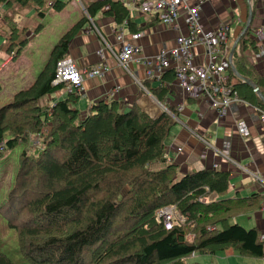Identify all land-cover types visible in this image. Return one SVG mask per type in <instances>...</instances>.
<instances>
[{
	"label": "trees",
	"instance_id": "trees-1",
	"mask_svg": "<svg viewBox=\"0 0 264 264\" xmlns=\"http://www.w3.org/2000/svg\"><path fill=\"white\" fill-rule=\"evenodd\" d=\"M69 1L0 0L5 20L0 24V50L7 58L22 55L29 41L28 27L19 21L24 9L45 16L52 8L62 11ZM83 3L86 11L54 46L33 82L0 106V157L7 160L5 156L19 145H30L37 152L30 154L28 148L21 152L0 206L19 244L16 257L0 243V264H211L187 258L230 248L243 256L264 257L257 227L228 222L260 208L261 193L226 197L231 172L215 167L177 177L178 165L166 156L167 140L178 122L177 107L153 117L136 103L125 109L112 98L82 110L76 106L81 93L69 90L65 83H53L57 64L68 57L72 39L91 22L97 23L99 15L117 25L126 20L132 33L143 28L122 0ZM246 25L239 35L234 65L264 94V75L246 55L250 47L257 50L250 36L253 24L244 31ZM174 78L175 71L169 69L160 83L148 79L143 84L165 103L169 88L163 83ZM234 87L242 99L264 110V101L250 84L236 78ZM61 90L67 92L65 98L47 102ZM168 205L185 217L172 229L157 219V211Z\"/></svg>",
	"mask_w": 264,
	"mask_h": 264
},
{
	"label": "crops",
	"instance_id": "crops-1",
	"mask_svg": "<svg viewBox=\"0 0 264 264\" xmlns=\"http://www.w3.org/2000/svg\"><path fill=\"white\" fill-rule=\"evenodd\" d=\"M196 1L189 0V4L193 5ZM251 4L255 9L251 22L252 31H254L264 26V0H257L255 7L254 0ZM250 7L248 0H210L202 5L201 22L206 29H217L223 19L230 18V35L236 40L243 26L246 25V21L248 22ZM2 11L4 10H0V15ZM130 12L138 26L143 27L141 31L132 33L128 22L123 27L117 25L111 18L99 15L97 23L88 24L70 42L68 57L74 60L79 70L85 72L95 67L104 70L102 76H84L82 97L76 106L85 110L90 103L115 98L121 101L125 109H129L136 103L153 117L171 106L177 107L178 122L166 143L168 161L178 165L177 177L180 178L184 173L193 170L215 167L231 172V187L226 197H249L254 193H261L260 181L253 175L258 170L264 171V119L258 113L257 107L248 102L239 103L227 116L220 117L206 103L201 100H190L185 97L180 88L168 85L167 83L171 82L167 81L163 84L169 88V93L165 103H162L143 84L149 79L143 60L147 56L158 54L162 49L173 47L175 38L179 34L188 33L184 20L185 10L181 8V16L176 28L162 23L156 16L142 14L138 8H131ZM0 20L5 23L1 16ZM114 27H121L124 30L123 42H130L140 47V51L135 53L129 62V67L143 85L127 72L115 57L114 51L120 50L122 41L118 40ZM138 33H142V36H134ZM256 46L257 50L253 47L248 48L247 56L258 72L264 75V57L260 59L255 57V52L264 48V39L256 41ZM0 54L2 59L0 71H3L11 57L7 58L3 50H0ZM195 60L200 62L203 56L198 55ZM156 81L153 80L152 84L156 85ZM66 96L67 92L61 90L49 97L47 102L53 104L52 98H65ZM236 120H244L249 125V136L240 135ZM197 134L205 137L211 146L200 140ZM225 139H230L232 142L231 157L233 160L224 159L213 149V147L222 148ZM178 147H181V150H177ZM204 150L207 151V156L202 159L201 154ZM240 165L246 170L241 169ZM236 221L241 222L240 224L246 228L257 227L262 232L264 230V210L260 207L255 211L247 212L246 215L230 219L228 222L232 224ZM222 252L224 253L221 256H217L219 252L213 254L215 257L210 259L211 262L215 264H222L220 262L223 264H264V257L243 256L232 248ZM200 255V258H206L209 254ZM214 259L217 260L214 261Z\"/></svg>",
	"mask_w": 264,
	"mask_h": 264
},
{
	"label": "built area",
	"instance_id": "built-area-1",
	"mask_svg": "<svg viewBox=\"0 0 264 264\" xmlns=\"http://www.w3.org/2000/svg\"><path fill=\"white\" fill-rule=\"evenodd\" d=\"M207 1L210 0H197L195 4L190 5L189 0H122L129 9L138 8L142 14L156 16L162 23L175 28L178 26L181 8H184V20L188 27V33L179 34L175 38L173 47L162 49L158 54L144 58L143 63L146 67L147 77L161 81L166 71L172 68L175 71V79L173 82L167 83L168 85L180 88L185 97L201 100L220 117H225L234 106L246 101L239 96L234 87L238 77L234 72L233 77L230 75V70L234 65V58L230 59V53L232 45L236 41L230 35L231 19L223 21L217 29H206L201 22V10L202 5ZM108 8L109 6L105 7V9ZM84 10L86 11L85 7ZM126 24L127 21L125 20L121 25L124 27ZM114 32L118 40L122 41L120 50L118 52L114 51L115 57L119 64L139 81L131 71L129 62L133 59L134 54L140 51V47L130 42H123L124 30L121 27H114ZM134 36L141 37L142 33ZM250 36L255 38L257 42L263 40L264 26L252 31ZM198 55L203 56V60L200 62L195 60ZM255 57L257 59L263 58L264 48L258 50ZM103 74L104 70L100 67L82 72L77 68L72 58L66 57L57 64L55 82L70 84L68 85L69 90H77L81 93L85 75L97 77ZM140 83L142 84V82ZM166 111L171 112L169 109H166ZM257 111L264 119V110L257 107ZM236 127L241 136L247 137L250 135V127L244 120H236ZM197 135L200 140L211 146L205 137ZM231 147V140L225 139L222 148L213 147V149L229 161L233 160ZM177 150H181V147H178ZM206 156L207 151L204 150L201 158L205 159ZM240 168L246 170L242 165H240ZM253 175L260 181L261 209L264 210V171L258 170ZM157 219L163 222L167 229H172L176 224L185 221V217L178 213L174 205L159 209ZM260 238L264 241V230L261 232Z\"/></svg>",
	"mask_w": 264,
	"mask_h": 264
},
{
	"label": "rangeland",
	"instance_id": "rangeland-1",
	"mask_svg": "<svg viewBox=\"0 0 264 264\" xmlns=\"http://www.w3.org/2000/svg\"><path fill=\"white\" fill-rule=\"evenodd\" d=\"M82 3L83 0H70L67 6H65V9H63L62 11H56L52 8L48 11V13H46L45 16H41L40 14H38L37 10L35 11V9H24L22 11L19 16V21L21 26L26 25L28 27L26 36L29 38V41L23 47L22 55L20 56V58L14 59L13 56H10L11 58L8 62V65L3 71H0V106H2V104H4L5 102L11 100L12 95L16 91L27 87L37 77V75L43 69L45 63L47 62L54 46L69 30V28L76 21H78L82 12H85V5L84 3ZM2 13L3 11L1 12L0 16L5 22ZM228 19L230 20V18H227L223 19V21H226ZM0 24H2L1 20ZM91 24H93V22H91ZM3 25L4 24H2V26ZM235 25L236 23L234 24V26ZM2 41L3 38H0V43ZM247 54H249L248 49L246 50V55ZM1 63L2 59L0 58V65ZM53 83L60 84L65 82L56 83L54 80ZM65 84L70 85L67 83ZM82 91L83 89L81 90V93ZM33 144H37V141L34 140ZM25 148H28L30 154L37 155L36 149L30 148V145L28 147L25 145H19L8 156H5L8 158L7 160L4 157H0V206L7 198L9 188L12 185L13 177L19 165L20 154ZM155 167H158V165L156 164ZM5 170H7V173L5 172ZM242 224L244 223L242 222ZM0 243L12 250L15 256L18 257L19 253H17V250L19 249V244L17 233L15 229L8 226L7 219L2 214L1 210ZM223 253L224 252L221 251L217 254V256H221ZM200 254L201 253H194L190 255L187 260L189 262L199 261L203 263L215 264L210 260L215 257L213 256V254H209L206 258L201 257L202 259L200 258ZM215 260L217 259H214V261ZM218 262L220 261L218 260ZM220 263L223 264V262Z\"/></svg>",
	"mask_w": 264,
	"mask_h": 264
},
{
	"label": "water",
	"instance_id": "water-1",
	"mask_svg": "<svg viewBox=\"0 0 264 264\" xmlns=\"http://www.w3.org/2000/svg\"><path fill=\"white\" fill-rule=\"evenodd\" d=\"M248 1H249V3H250L251 7H250V9H249V13H248V17H249V18H248V22H247V25H246L244 31H246V30L248 29L249 25L251 24V22H252V18H253V12H254V11H253V6H252V4H251V0H248ZM239 40H240V36L236 39V41H235V43H234V45H233V47H232V49H231L230 59H233V56H234V53H235V51H236V49H237V46H238ZM232 70H233L234 74H235L238 78H240V79H242L243 81H245V82H247L248 84H250V85L255 89L256 93H257V94L261 97V99L264 101V94L262 93V91L259 89L258 85H257L254 81H252L251 79H249V78H247V77H245V76H242V75L236 70L235 65L232 66Z\"/></svg>",
	"mask_w": 264,
	"mask_h": 264
}]
</instances>
